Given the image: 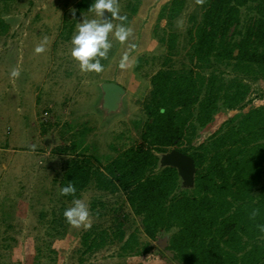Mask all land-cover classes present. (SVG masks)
<instances>
[{"label": "rangeland", "instance_id": "374dc122", "mask_svg": "<svg viewBox=\"0 0 264 264\" xmlns=\"http://www.w3.org/2000/svg\"><path fill=\"white\" fill-rule=\"evenodd\" d=\"M86 1L0 2V20L9 24L8 31L0 34V264L171 263L166 242L172 231L160 232L144 255L121 256V243H110L120 222L126 237L138 231L143 244L149 241L121 191L99 190L93 181L75 194L89 205L91 227L84 229L66 222L63 211L73 197L61 196L59 189L70 160L89 158L93 170L104 169L143 143L152 77L167 68L164 64L180 67L187 62V32L202 20L208 0H182V12L175 17L173 0H118L131 34L124 42L110 35L113 47L99 73L82 72L70 56L77 25L83 17L95 18L87 10L92 0ZM241 12L244 18L247 7ZM41 44L45 51L37 54L34 49ZM12 68H19L18 78H10ZM226 70V80L235 75L231 67ZM107 82L125 89L118 110L102 107ZM245 82L250 90L243 104L236 109L222 107L198 133L195 145L236 114L264 105V78ZM181 185L187 186L183 178ZM92 228L108 233L94 253L87 252L83 243Z\"/></svg>", "mask_w": 264, "mask_h": 264}, {"label": "trees", "instance_id": "16d2710c", "mask_svg": "<svg viewBox=\"0 0 264 264\" xmlns=\"http://www.w3.org/2000/svg\"><path fill=\"white\" fill-rule=\"evenodd\" d=\"M172 4L175 17L183 1ZM0 24L6 33L9 24ZM187 34V62L164 64L152 77L143 143L104 169L93 170L89 158L70 160L63 184H74L76 194L93 181L99 190L123 193L149 241L143 244L138 231L126 237L120 222L110 243H121V256L147 254L160 232L172 231L166 242L171 263L162 264H264V105L236 114L194 144L222 107L243 104L246 79L264 78V0H208ZM227 67L235 73L228 80ZM171 147L194 158L193 185L182 188L178 169L162 166L161 154ZM103 234L107 230L93 228L84 234L87 252L105 244Z\"/></svg>", "mask_w": 264, "mask_h": 264}, {"label": "clouds", "instance_id": "9594fccd", "mask_svg": "<svg viewBox=\"0 0 264 264\" xmlns=\"http://www.w3.org/2000/svg\"><path fill=\"white\" fill-rule=\"evenodd\" d=\"M89 12L94 13L95 18L85 19L77 25L75 33L71 36L70 56L78 62L82 72L99 73L103 71L102 60L108 58L112 49V38L124 42L131 34V29L124 23L127 17L121 15L118 0H92L89 5ZM73 14H75L73 10ZM118 20L121 23L114 25L112 21ZM34 51L39 54L45 51L44 46L37 45ZM122 67L124 65H121ZM10 78L20 76L19 68H12ZM163 112V109H161ZM76 186L72 183L62 186L59 189L61 196H72L71 206L63 211L66 222L73 227L88 229L91 227L89 205L82 199L75 197Z\"/></svg>", "mask_w": 264, "mask_h": 264}, {"label": "water", "instance_id": "95a60500", "mask_svg": "<svg viewBox=\"0 0 264 264\" xmlns=\"http://www.w3.org/2000/svg\"><path fill=\"white\" fill-rule=\"evenodd\" d=\"M124 93V88L118 84L111 82L105 83L103 86L102 107L107 111L118 110L122 103ZM163 155L161 162L164 165L176 167L187 186L194 184L196 164L192 156L178 149H174Z\"/></svg>", "mask_w": 264, "mask_h": 264}]
</instances>
